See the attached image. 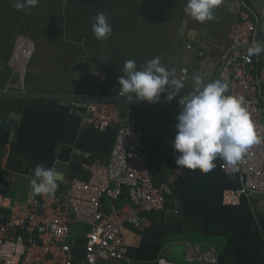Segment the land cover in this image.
I'll return each mask as SVG.
<instances>
[{"label": "crops", "instance_id": "0c3cea01", "mask_svg": "<svg viewBox=\"0 0 264 264\" xmlns=\"http://www.w3.org/2000/svg\"><path fill=\"white\" fill-rule=\"evenodd\" d=\"M245 1L258 36L264 35V0ZM15 2L0 0V92L8 93L92 97L100 93L122 98L117 78L124 63L134 60L140 68L157 56L167 68L175 69L176 78L184 83L179 95L198 91L195 75L205 82H223L218 73L231 46L232 26L239 20L238 8L230 0H221L214 19L202 23L185 13L187 0H69V4L39 0L28 14L16 10ZM100 12L112 26L111 35L103 40H97L91 31L92 18ZM20 36L34 44L21 86L12 70L15 41ZM98 73L104 75L105 82H100ZM178 98L166 101L162 94L156 103L118 104L122 110L133 111L137 128L143 132L156 186L166 183L176 167L170 146L181 110ZM71 102L0 96V122L6 111L19 115L15 131L0 132L1 196L12 203L32 199L31 180L37 164L55 170L57 164L64 166L54 193L59 194L65 191L64 180H87L88 167L108 160L116 130L81 127L69 111ZM214 163L208 173L183 170L172 187L173 198L182 203L178 215L150 212L145 215L144 227L123 226L129 262L98 264H157L160 258L187 264L184 243L215 248L217 264H264V200L256 196L242 198L236 206L225 205L223 193L238 189L240 182L236 174L220 169L221 158ZM126 196L124 189L117 201L105 199L104 208L115 204L118 210L128 212ZM166 207L173 206L169 202ZM76 235L75 263L82 264L81 228Z\"/></svg>", "mask_w": 264, "mask_h": 264}, {"label": "built area", "instance_id": "2783aa9c", "mask_svg": "<svg viewBox=\"0 0 264 264\" xmlns=\"http://www.w3.org/2000/svg\"><path fill=\"white\" fill-rule=\"evenodd\" d=\"M238 8L239 20L232 26L229 52L222 58L225 66L220 79L229 85V93L242 97L260 142L235 164L222 159L220 169L236 174L240 187L223 193L227 206H236L242 198L261 196L264 200V52L249 56L253 41L264 44L258 36L253 13L245 0H230ZM69 4V0H64ZM16 51L12 70L18 85H23L24 69L34 52L33 42L26 36L15 41ZM100 82H105L98 73ZM184 80V78H182ZM199 90L198 86H195ZM102 97L100 93L93 95ZM70 113L81 127L105 131L116 130V137L108 160L88 167L87 180L70 179L64 192L40 195L24 203H12L0 195V264H76L73 246L78 228L82 229L84 260L82 264H98L114 260L129 262L122 237L125 224L136 228L146 225L150 212L179 214L182 203L173 198V185L184 169L177 165L166 183L156 186L149 158L145 153L144 135L137 128L131 109L122 110L118 104L105 101H72ZM179 155L170 146L175 162ZM127 191L130 210L123 212L112 204L107 210L104 200L117 201ZM172 208L167 210V204ZM72 239V241H71ZM187 264H217L218 251L199 244L184 243ZM157 264H174L160 258Z\"/></svg>", "mask_w": 264, "mask_h": 264}, {"label": "clouds", "instance_id": "9594fccd", "mask_svg": "<svg viewBox=\"0 0 264 264\" xmlns=\"http://www.w3.org/2000/svg\"><path fill=\"white\" fill-rule=\"evenodd\" d=\"M39 0H16V10L25 14L37 6ZM221 0H187L185 13L198 22L214 19V9ZM91 31L97 40L107 39L112 33L108 17L97 13L92 18ZM264 52V44L253 41L248 48L249 56ZM200 86L198 91L179 95L185 87L176 78L175 69H169L157 56L140 68L134 60L124 63L123 73L117 78L119 95L148 103L159 102L161 95L166 101L178 98L180 111L176 117V134L172 140L173 149L179 153L175 163L187 170L199 169L210 172L217 158L235 165L253 144L259 143L250 114L242 97L229 93L226 82H205L201 76L193 77ZM77 154H80L77 151ZM87 156V153H84ZM60 173L54 168L37 164L31 180L32 198L37 195H52L58 187Z\"/></svg>", "mask_w": 264, "mask_h": 264}, {"label": "water", "instance_id": "95a60500", "mask_svg": "<svg viewBox=\"0 0 264 264\" xmlns=\"http://www.w3.org/2000/svg\"><path fill=\"white\" fill-rule=\"evenodd\" d=\"M225 66V62L222 63L221 68L218 73V78ZM0 96H13L18 98H50V99H58V100H68V101H105L112 103H145L146 101L133 99L131 101H127L124 98L117 97H100L95 98L92 96H55V95H42V94H23V93H8V92H0ZM19 120V115L11 114L9 112H5L3 114L2 120L0 122V132L2 131H15ZM56 170L59 173H64V166L62 164H57ZM66 182V180H64Z\"/></svg>", "mask_w": 264, "mask_h": 264}]
</instances>
